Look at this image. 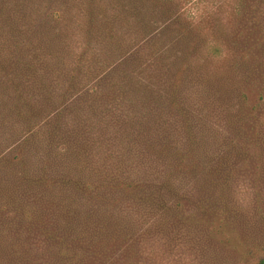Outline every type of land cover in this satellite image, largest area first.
Wrapping results in <instances>:
<instances>
[{
	"label": "trees",
	"instance_id": "obj_1",
	"mask_svg": "<svg viewBox=\"0 0 264 264\" xmlns=\"http://www.w3.org/2000/svg\"><path fill=\"white\" fill-rule=\"evenodd\" d=\"M222 55L165 0H0V264H264V65Z\"/></svg>",
	"mask_w": 264,
	"mask_h": 264
},
{
	"label": "rangeland",
	"instance_id": "obj_2",
	"mask_svg": "<svg viewBox=\"0 0 264 264\" xmlns=\"http://www.w3.org/2000/svg\"><path fill=\"white\" fill-rule=\"evenodd\" d=\"M165 4L184 23L191 25L202 41L223 48L222 56L210 57L198 63L202 69L209 65V71L217 78L237 84L242 76L239 65H264V0H165ZM200 73H205V70H200ZM262 73L264 82V70ZM248 100L252 104L255 96L249 95ZM261 110L263 113L264 101ZM233 245L222 248L212 243L208 245L206 254H201L204 249L198 248L191 250L190 256L182 248L171 253L165 248L156 251L150 245L148 249L151 255H148L145 245L141 246L144 251L140 258L142 262H135L137 259L130 262L143 264L149 259L154 264H257V258L261 255L248 259L245 257L247 254ZM34 251L37 255L42 253L39 248H34Z\"/></svg>",
	"mask_w": 264,
	"mask_h": 264
}]
</instances>
